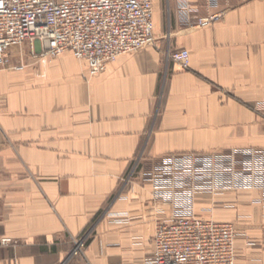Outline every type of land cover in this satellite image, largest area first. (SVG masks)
Masks as SVG:
<instances>
[{
    "label": "crops",
    "instance_id": "1",
    "mask_svg": "<svg viewBox=\"0 0 264 264\" xmlns=\"http://www.w3.org/2000/svg\"><path fill=\"white\" fill-rule=\"evenodd\" d=\"M154 1L156 42L89 77L72 52L43 56L41 41L10 50L0 70V264H146L173 205L148 173L170 153L264 149V0H205L186 19L178 0ZM190 51L182 70L170 55ZM257 189L196 191L203 219L228 222L237 264H263ZM4 237L15 243L1 244ZM247 239L257 242L248 247Z\"/></svg>",
    "mask_w": 264,
    "mask_h": 264
},
{
    "label": "built area",
    "instance_id": "2",
    "mask_svg": "<svg viewBox=\"0 0 264 264\" xmlns=\"http://www.w3.org/2000/svg\"><path fill=\"white\" fill-rule=\"evenodd\" d=\"M178 1L186 19L198 14L192 0ZM218 1L205 0L207 14L195 16L197 26L221 18L214 10ZM153 14V0H0V70L9 66L13 47L39 40L43 56L70 51L87 62L89 77L97 76L120 55L155 44ZM170 57L182 70L189 69L188 49H177ZM254 108L264 114V102ZM148 180L154 197L166 194L173 211L170 221L158 222L146 264H237L233 225L199 217L193 198L196 191L257 189L264 207V149L170 153L149 171ZM12 243V238L1 239L3 245ZM86 243L87 237L76 239L70 257L60 264L83 256ZM246 244L257 246L251 239Z\"/></svg>",
    "mask_w": 264,
    "mask_h": 264
}]
</instances>
